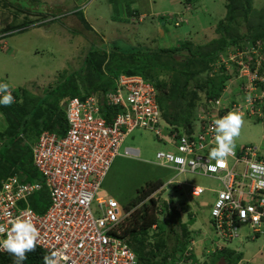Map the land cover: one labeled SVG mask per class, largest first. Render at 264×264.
Instances as JSON below:
<instances>
[{
  "label": "built area",
  "instance_id": "built-area-1",
  "mask_svg": "<svg viewBox=\"0 0 264 264\" xmlns=\"http://www.w3.org/2000/svg\"><path fill=\"white\" fill-rule=\"evenodd\" d=\"M251 51L228 55L239 65L243 96L242 102L232 109L264 122V74L259 71L264 56L258 57L257 50ZM250 53L257 56L254 70ZM64 104L66 134L44 131L32 146L34 165L43 181H25L12 175L0 183V225L8 228L12 218L22 213L29 215L40 234L37 246L48 253L61 250L68 257L60 264H140L121 228L133 212H124L119 202L102 190L113 162L122 155V146L136 129L150 131L175 146L177 154L157 153L160 166L175 165L180 172L213 177L222 183L223 189L216 192L210 211L219 237L218 249L239 236L241 224H249L254 233L260 231L264 218V175L254 178L250 164H264V157L258 145L235 150L228 158L242 164V171L230 168L228 162L226 168L220 167L209 159L214 145L212 120L219 118L218 114L201 118L202 131L196 136L168 134L156 88L140 76L129 75L116 79L112 91L84 99L67 98ZM216 104L220 107L221 99ZM114 109L119 113L112 120L104 116V110L113 113ZM174 157H180L183 164L175 163ZM43 189L49 191L50 201L45 212L38 213L33 201H39L35 196ZM205 191L199 186L191 189L195 197Z\"/></svg>",
  "mask_w": 264,
  "mask_h": 264
},
{
  "label": "trees",
  "instance_id": "trees-1",
  "mask_svg": "<svg viewBox=\"0 0 264 264\" xmlns=\"http://www.w3.org/2000/svg\"><path fill=\"white\" fill-rule=\"evenodd\" d=\"M12 1L0 0L1 35L10 36L29 24L37 27L49 22L63 26L62 24L67 22V17H55L45 21L48 15L40 16L37 10L31 13L18 9ZM183 3L182 5L187 7L192 15L188 4L196 2L185 0ZM225 7L226 15L216 24L215 34L207 36L208 41L202 45L186 41L154 52L144 45L121 48L118 41H113L109 46L104 44L102 49L99 47L95 49L96 45H93L90 53L86 55L84 65L68 75L69 77L65 75V79L56 86H50V90L43 96L35 94L38 90L36 84L31 89H11L16 102L7 107L0 105V183L12 175H18L25 181H43L34 165L32 146L30 151L24 148L27 146L25 143L27 138L35 134L33 139L38 140L43 131L64 136L67 132L66 104H61L64 99L76 97L82 99L91 93L112 91L116 88L115 79L121 74L140 76L152 84L157 90L158 103L165 121L175 130L185 128L190 131L196 118V108L203 103L202 95L207 98L219 97L229 77L226 64L232 65L234 71L239 67L238 63H232L228 54L257 50L258 57L264 56V7L256 9L254 0H226ZM14 9L24 15L23 21L18 25L10 17L12 15L17 18L12 13ZM81 14L83 16V13ZM134 15H137V18L140 13L134 12ZM164 15H161L160 20H165ZM31 16L33 20H29ZM169 16L173 18L175 26H180L186 18V13H174ZM83 32L84 30L78 31L79 34ZM108 47L111 48V53L108 52ZM257 56L250 53L252 70L257 66ZM224 59L227 63L223 61ZM218 65L220 71L217 69ZM104 66L107 74H104ZM207 71L210 72L208 80L196 85L193 79ZM259 71L264 74V60ZM0 83H7L1 75ZM117 113H119L117 109L113 110V114L109 113L110 120ZM104 115L107 116L106 110ZM119 157L123 156H118L112 167ZM163 185L162 181L147 184L139 190L137 197L130 204L123 207L125 212L134 209L131 217L121 228L123 237L135 251L139 263L216 264L211 259L219 253L224 256L227 264H238L243 254L231 250L227 245L210 254L206 262H200L194 249H190L194 234L189 230V224L182 222L180 212L171 209L169 202L151 197ZM41 196L47 199L48 205L49 191L43 189L35 198ZM38 202L33 201V208L38 213H44L47 205L40 207ZM159 204L163 205L164 210L158 207ZM159 211L166 213L169 218L162 220ZM190 219V223H193V214ZM179 227L183 231L182 235L178 233ZM156 230L158 234H154L153 240L149 235L151 231ZM165 233L167 234L164 235ZM46 254L50 253L37 246L34 252L28 253V258L23 264H43V256ZM0 264H13V258L8 253L0 254Z\"/></svg>",
  "mask_w": 264,
  "mask_h": 264
},
{
  "label": "rangeland",
  "instance_id": "rangeland-1",
  "mask_svg": "<svg viewBox=\"0 0 264 264\" xmlns=\"http://www.w3.org/2000/svg\"><path fill=\"white\" fill-rule=\"evenodd\" d=\"M90 1L35 0L34 4L27 3L26 0H13L12 2L15 3L16 8L31 11V13L35 10L44 13L45 9L43 7L46 5L51 9L48 15L54 17L61 15L59 12L64 6L70 7L71 10L80 8V11L83 12ZM75 2L77 4L74 6ZM170 2L171 0H92V3L88 5L89 16L96 32L89 27L84 15L81 16V13H76L70 16L71 13H69V15L64 16L67 17V22L62 24L63 26L57 23L49 24L48 22L41 28L34 29L35 25L29 24L24 28L26 30L17 31L10 36L1 35L0 33V42L2 43H0V75L7 81L12 90L17 88L31 89L36 84L38 90L35 91V94L43 96L47 90L65 79V75L69 77L68 75L78 71L84 65L86 55L90 53L93 45H96L95 49L98 47L102 49L104 44L109 46L113 41H118L121 48L144 45L153 52L186 41L202 45L208 41L207 36L215 34L216 24L224 19L227 12L226 0H195L196 4H188L193 12L192 15L187 7L181 5L186 13V18L183 19L180 26H175L173 18L169 14L172 15L177 12L180 5L174 6ZM254 7L256 9L263 8L264 0H254ZM201 9L206 11L203 16H200ZM8 11L7 14H9ZM62 11V14L69 12ZM167 11L169 14H166ZM130 12L140 13L144 16L141 21L135 18L131 22ZM12 13L17 16L15 19V16L10 15L12 21L14 20L17 25L20 24L24 19V15L19 14L16 9ZM161 15H164V21L160 20ZM29 20H33V16ZM76 29L78 31L84 30V35L79 34L78 31H75ZM5 42L8 44L7 50L2 48ZM108 50V52H112L109 47ZM105 69L104 66V74H107ZM219 69L218 71H220ZM209 76V71L202 73L201 76L199 75L193 79L194 83L197 85L205 82ZM200 110V107L196 108V115L201 119L204 116L199 115ZM243 117L245 121L243 127L257 128L255 132L259 135L264 131V122L257 120L258 117L249 118L247 115ZM35 133H37V130ZM34 136L35 134L32 137L30 135V138L25 141L27 145L24 147L25 150L29 149L28 151H30L31 146L34 145ZM164 145L165 143L154 133L145 129H136L127 138L122 148L123 157H119L114 163L102 189L107 191L109 196L117 199L125 212L124 205L130 204L137 197L140 189L151 182L162 181L164 186L161 189L166 190L167 188L169 190L168 194L164 190H159L161 192H155L152 197L169 202L171 209L179 211L182 222L189 224V230L195 234L197 241H204L206 231L208 232L206 239L209 240L214 236L215 241H217L219 238L216 234L217 231L213 230L209 219L211 216L210 206L214 201L212 189H219L222 185L221 182L202 175L189 173L179 175L175 170H168L160 166L156 159L159 149L173 151L163 147ZM261 154L264 156V151H261ZM240 168L241 165L238 166V169ZM186 178L196 180V184L204 186L206 190L200 197L192 200L195 202V207L192 210H189L188 206L184 207L179 202L181 194L172 187V185H178L176 180L180 181ZM168 179H172V182H167ZM39 199V203L45 207L47 199H44L43 196ZM183 200L188 201L189 198ZM158 207L164 210L162 204H159ZM131 211L134 212V209ZM160 214L162 220L169 218L164 212H160ZM192 214L194 215L193 223H190ZM200 222H204L203 227L200 226ZM177 230L180 235L183 234L180 227ZM263 232L264 230L261 232L260 238L253 241L250 228L247 225H242L240 228L241 238L249 237L243 240L244 243H263ZM154 234H158V231H151L149 236L153 240H155ZM237 242L239 244L240 240H235L234 244ZM199 245L200 243L197 246L199 247ZM231 248L235 247L231 246ZM208 256L209 254L201 256L199 258L200 262H206ZM223 257L222 254L218 253L214 255L211 261L214 260L216 264H219L220 258Z\"/></svg>",
  "mask_w": 264,
  "mask_h": 264
},
{
  "label": "clouds",
  "instance_id": "clouds-1",
  "mask_svg": "<svg viewBox=\"0 0 264 264\" xmlns=\"http://www.w3.org/2000/svg\"><path fill=\"white\" fill-rule=\"evenodd\" d=\"M79 12H80V10H74V11H69L67 13H63L61 15L54 16V17L53 16L50 17L48 15V17L45 21H49L50 19H55V17H64L67 14L69 15V13H71L70 16H72V14L75 15L76 13H79ZM39 27H41V26H39ZM232 53H236V52H230L229 54H232ZM225 62L227 63L226 59H225ZM232 63H236V62H232ZM229 65L230 64H228V63L226 64L227 71L234 70L232 68V65L231 66H229ZM217 67L220 68L219 66H217ZM237 71L238 72H236V74L233 75L231 80L234 77H236V80L239 82L240 91L242 93L241 83L238 79L239 67L237 68ZM122 75H126V74H121L120 76H122ZM131 76H134V75H131ZM211 76H212V74H211ZM118 78H116V79H118ZM116 79H115V83H116ZM96 93H98V92H96ZM100 93H102V91H100ZM92 94H95V93H91V94L85 96L84 98L91 96ZM84 98H82V99H84ZM222 98H223L222 95L217 97V98H214V97L207 98V97L203 96L202 102L209 105L208 109L205 108V112L211 111L215 107L220 108L219 111L217 110V114H218L219 118H213V120H212L211 130L214 132V145L210 149L209 159L215 160L220 167L226 168L228 157L234 155L235 146H236V143H235L236 139L240 136L241 129L245 123L243 115L245 116L247 114H242L239 111L233 110L232 109L233 106H232L231 107L232 111H228L227 114L223 116L222 115L223 114L222 113V111H223L222 103H221L220 107L216 104V101L220 100V99L222 100ZM242 98H243V96H242ZM65 100L66 99H64L63 104H64ZM210 101H212L213 103L210 104ZM250 101H251V98H249V102ZM14 102H16L15 97L12 95V91L10 89L9 84L8 83H0V105L7 107V106H11ZM241 102H242V100H241ZM217 108H215V109H217ZM262 111L264 113V106L262 107ZM104 112H105V110H104ZM205 112H201V113H205ZM109 113H111L110 110H108L106 117L110 120V117H108ZM111 114H113V113H111ZM201 116H204V115H201ZM247 116L249 118H252L249 115H247ZM66 119H67V117H66ZM198 119L200 121V118H198ZM257 120L262 121L260 118H257ZM164 121H165V119H164ZM165 123H166L165 132H167L168 134L173 133V132H178L181 135H185L182 132H180L179 130H175V128L170 126L166 121H165ZM168 129H169V131H168ZM185 136H188V135H185ZM189 137H191V136H189ZM36 141L37 140H35L33 142V144H35ZM164 143H166V142H164ZM166 144H168V143H166ZM169 145L173 146L171 144H169ZM249 145H255V144H249ZM246 146H248V145H246ZM246 146H244V147H246ZM173 147H175V146H173ZM260 150H261V148H260ZM165 152H170V151H165ZM172 153L177 154V150H176V152H172ZM173 160L177 164H181V165L183 164V160L180 157H174ZM172 167H175V165ZM250 168L252 169V176L254 178L261 176V175H264V164L252 163V164H250ZM212 170H215V168H213ZM182 173H184V172H182ZM206 177H209V176H206ZM262 182H264V181H262ZM102 188H103V186H102ZM159 190H161V189H159ZM161 191H159V192H161ZM210 218H211V216H210ZM241 218L243 219L244 217L242 216ZM263 224H264V218L262 221V226H263ZM242 225H247L250 228V225L247 223L241 224L240 228L242 227ZM262 226L260 228V231L256 232V233H254L253 230L250 228L251 235H252L251 237L253 239H255L256 236L262 232ZM211 227L213 228V230H215L214 225L212 224V220H211ZM240 228H239V236L238 237H242V234L240 233ZM39 235H40L39 231H38L37 227L35 226V224L33 223L31 217L27 214L22 213V214H20V215L16 216L15 218H12L10 220V226L8 228H5L4 226L0 225V251L7 252L13 258V264H23V262L25 260H27V258H28V253L34 252L36 250ZM204 235H206V232L204 233ZM254 235H255V237H253ZM233 239H235V238H233ZM211 241H213L212 238H211ZM193 242L191 245L192 249H194L193 248V246H194ZM228 242H230V241H228ZM217 243H218V241H215V242H213V244L209 245L210 247H208V251H207V254H209V256H210V254L216 253L217 251L221 250V249L217 248ZM225 244H221V245L224 246ZM61 260H64V261L68 260V257L66 255H64L63 251H61V250H56V251L51 252L50 254H46L43 256V264H60ZM226 264H227V262H226Z\"/></svg>",
  "mask_w": 264,
  "mask_h": 264
},
{
  "label": "crops",
  "instance_id": "crops-1",
  "mask_svg": "<svg viewBox=\"0 0 264 264\" xmlns=\"http://www.w3.org/2000/svg\"><path fill=\"white\" fill-rule=\"evenodd\" d=\"M26 1H27V3H30V4H34L35 3V0H26ZM184 1L185 0H171V3L174 6L175 5L176 6L177 5H180L178 7V9H177V12H175V13H177V14L185 13L184 12V9L181 7V5L184 4L183 3ZM193 1H195V0H193ZM91 3H92V0L88 3V5H90ZM76 4H77V2L74 3V6ZM88 5H87V8L84 9L83 12L80 11L79 13H83V15L85 17V20H86L87 24L89 25V27L96 32L95 26L92 25L91 22H90L91 21V18L89 16L90 15V12H89ZM43 9H45L44 13H40L39 12L38 14L40 16H47L51 9L48 8L46 5H44ZM62 10H64V11H74V10H71L70 7H66V6H64L63 8H61L60 12H63ZM75 10H80V8H77ZM205 14H206V11H204V10L201 9L200 10V16H203ZM129 16H130L131 22H133L135 20V18H136L137 15L135 16L134 13L130 12L129 13ZM143 16L144 15H138V17L136 19L139 20V21H141V18ZM41 27L37 26V27H33V28L34 29H38V28H41ZM23 30H26V29H23ZM7 47H8V44H7V42H5L3 44V46H2V48H4V49L7 50ZM229 66H231V65H229ZM236 72H237V69H236V71H234V70L227 71L229 77H228V80H227V82L225 84V88H223V91L221 93V95L223 96V98L221 100L222 107H223V111H222L223 114L222 113L221 114L223 116L226 115L228 111H232L231 110V107L234 104H239L241 102V100H242V93L240 91L239 82L236 80V77H234L231 80V78L233 77V75L236 74ZM202 99H203V96H202ZM199 107L201 108V110H200V113H201V112H205V108L208 109L209 108V105L208 104H205V103H202L201 105H199ZM215 108H217V107H215ZM215 108H213L211 111H207L206 110L207 112L201 113L199 115L200 116L201 115H204V117H206L207 119L208 118H211L214 115H216L217 114V110L219 111V109H220V108H217V109H215ZM198 118L199 117L196 115V118L194 119V123H193V126L190 129V131L186 130L185 128H180L179 131L182 132L185 135H188V136H195V135L199 134L202 131V128H201V124H200V121H199ZM256 129L257 128H245V127H242L241 134L236 139V142H235L236 143L235 150L240 151L241 148H243L246 145L255 144V145L260 146L261 151L263 152L264 151V131L261 132L260 135H259V134H257L255 132ZM168 131H169V129H168ZM123 146H122V148H123ZM163 147H165L167 149H170V150H173V151H170V152H176L175 147L170 146L169 144H166L165 143V145ZM122 148H121V151H122ZM163 150L166 151V149H162V148L159 149V151H163ZM227 162H228V165H229L230 168L236 169L237 171H242L243 170V165L242 164H239V163L237 164L234 159L228 158V161ZM239 165H241V168L240 169H238V166ZM165 169L175 170V171L178 172L179 175H182L184 173L194 174V173H190V172H184V173H182L176 167H165ZM194 175H199V174H194ZM210 178L211 179H215L213 177H210ZM167 182L171 183L172 182V179H168ZM176 182H177L178 185H172V187H173V189L176 192H178V193L181 194V200H179V202L182 203V205L184 207H187L188 206L190 208L189 210H192V208L195 207V202L192 201V200H194V198H196V197L191 194V189L194 186H199V187H202V188H204V186L196 184V180L191 179V178H189V179L186 178L185 180H180V181L176 180ZM222 189H223V185H221V187L219 189H212V193L214 195V200L216 198V192L217 191H220ZM161 190L166 191V193L168 194V191L169 190L167 188H166V190L165 189H161ZM184 198H189V200L188 201H186V200L184 201L183 200ZM213 203H214V201H213ZM213 203H212V205H213ZM208 205H204V206H208ZM212 205L210 207H212ZM193 218H194V215H193ZM203 223L204 222H200V226L201 227H203V225H202ZM209 223L211 225V218L209 219ZM263 230H264V224L262 226V231ZM207 233L208 232L206 231V235H204V238H203L204 241H202V242L201 241H197L195 239V234H194V240L195 241L193 242L194 243L193 248H194V252H195V254H196V256H197L198 259L201 256H204V254H207L208 247H210L209 245L213 244V242H215V240H216V239H214V236L211 237L213 239V241H211V238H209V240L206 239ZM263 234H264V232H263ZM260 237H261V233H259L256 236L255 239L252 238V240L253 241L254 240H257ZM247 238H249V237L248 236H246V238L238 237V238H235V239L230 240V242H226L225 245H227L231 250H232L231 246H234L235 247V248H233L234 251L243 254V257H242L241 261L238 264H264V241H263V243H260V242L259 243L258 242H254V243H244L243 240L244 239H247ZM235 240H240V243L238 244V242H237V243L234 244ZM199 243H200V245L198 247L197 245Z\"/></svg>",
  "mask_w": 264,
  "mask_h": 264
},
{
  "label": "water",
  "instance_id": "water-1",
  "mask_svg": "<svg viewBox=\"0 0 264 264\" xmlns=\"http://www.w3.org/2000/svg\"><path fill=\"white\" fill-rule=\"evenodd\" d=\"M219 264H226L225 259L222 258V259L220 260V263H219Z\"/></svg>",
  "mask_w": 264,
  "mask_h": 264
}]
</instances>
